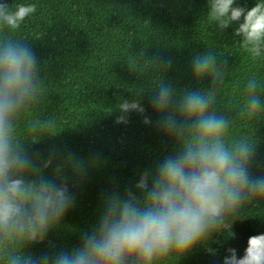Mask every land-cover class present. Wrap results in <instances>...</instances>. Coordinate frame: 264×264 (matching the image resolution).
<instances>
[{"label":"clouds","instance_id":"clouds-1","mask_svg":"<svg viewBox=\"0 0 264 264\" xmlns=\"http://www.w3.org/2000/svg\"><path fill=\"white\" fill-rule=\"evenodd\" d=\"M36 10L26 0H0V264H161L192 253L217 234L234 235L232 223L242 210L264 203V164L257 161L255 137L232 135L231 128L237 118L255 124L264 116V81L250 75L237 111H220L217 94L226 69L207 49L190 61L192 77L197 83L207 78V87L176 88L159 74L171 63L165 57H146L132 67L154 85L149 107L155 120L145 114L137 93L118 100L114 122L127 124L135 112L145 125L154 124L172 150L123 192L103 194L99 214L80 233L78 245L55 253L27 251L45 242L74 206L69 172L72 178L87 172L70 153L29 154L26 142L52 134L50 120H31L24 134L19 131L42 84L34 51L11 33ZM204 18L220 31L232 26L249 58L264 60V0L251 6L206 0ZM226 252L222 264H264V232L247 238L242 255L231 247Z\"/></svg>","mask_w":264,"mask_h":264},{"label":"trees","instance_id":"trees-1","mask_svg":"<svg viewBox=\"0 0 264 264\" xmlns=\"http://www.w3.org/2000/svg\"><path fill=\"white\" fill-rule=\"evenodd\" d=\"M25 0H9V3ZM36 12L11 33L34 51L41 74L42 91L20 118L19 131L31 120H50L52 134L33 143L29 154L46 158L72 154L85 163L82 178H72L74 206L47 240L30 246L34 254L70 250L80 233L94 223L103 194L123 192L151 169L172 144L154 124L145 125L132 112L128 123H115V105L121 97L139 94L145 114L155 120L149 107L154 87L148 75L133 69L143 58L165 57L171 63L159 74L176 88L207 87L191 74V57L211 49L225 71L217 94V108L233 115L242 98L243 83L250 75L264 81V60L253 61L240 48L232 26L220 31L205 18L206 0H26ZM251 6L253 0H240ZM264 96V93H262ZM232 135L255 137L257 161L264 164V116L255 124L235 119ZM51 174V169L46 170ZM74 185V186H73ZM134 191H136L134 189ZM234 235L217 234L204 246L161 264H222L227 248L242 255L247 238L264 232V203L245 208L232 223ZM214 249L209 252L207 249Z\"/></svg>","mask_w":264,"mask_h":264}]
</instances>
